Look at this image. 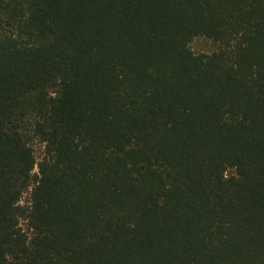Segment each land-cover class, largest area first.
I'll use <instances>...</instances> for the list:
<instances>
[{
  "label": "trees",
  "instance_id": "16d2710c",
  "mask_svg": "<svg viewBox=\"0 0 264 264\" xmlns=\"http://www.w3.org/2000/svg\"><path fill=\"white\" fill-rule=\"evenodd\" d=\"M0 264H264V0H0Z\"/></svg>",
  "mask_w": 264,
  "mask_h": 264
},
{
  "label": "rangeland",
  "instance_id": "374dc122",
  "mask_svg": "<svg viewBox=\"0 0 264 264\" xmlns=\"http://www.w3.org/2000/svg\"><path fill=\"white\" fill-rule=\"evenodd\" d=\"M191 48L195 53H209L212 50H214L215 45L206 39L199 38V39H196L192 43ZM42 151H43V147L41 145H37L36 146V152H37L38 158L41 156ZM28 200H29V195L26 194L23 198V201H22L23 204H27ZM22 226L26 229V223L25 222H22Z\"/></svg>",
  "mask_w": 264,
  "mask_h": 264
}]
</instances>
